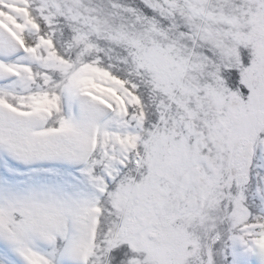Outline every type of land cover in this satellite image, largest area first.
Masks as SVG:
<instances>
[{"label": "snow or ice", "instance_id": "6c2138e0", "mask_svg": "<svg viewBox=\"0 0 264 264\" xmlns=\"http://www.w3.org/2000/svg\"><path fill=\"white\" fill-rule=\"evenodd\" d=\"M0 264H264V0H0Z\"/></svg>", "mask_w": 264, "mask_h": 264}]
</instances>
